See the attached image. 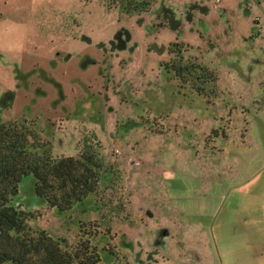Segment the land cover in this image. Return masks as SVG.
<instances>
[{
    "label": "rangeland",
    "instance_id": "1",
    "mask_svg": "<svg viewBox=\"0 0 264 264\" xmlns=\"http://www.w3.org/2000/svg\"><path fill=\"white\" fill-rule=\"evenodd\" d=\"M3 1L0 121L34 123L58 156L95 137L122 176L119 219L59 217L25 178L15 201L35 214L31 227L72 245L86 239L78 220L98 221L91 243L113 252L101 264H213L211 243L201 247L211 223L264 204V0H148L138 14L120 0ZM174 42L216 72L217 97L190 94L163 71L172 56L157 48ZM7 91L15 97L2 108Z\"/></svg>",
    "mask_w": 264,
    "mask_h": 264
},
{
    "label": "trees",
    "instance_id": "2",
    "mask_svg": "<svg viewBox=\"0 0 264 264\" xmlns=\"http://www.w3.org/2000/svg\"><path fill=\"white\" fill-rule=\"evenodd\" d=\"M120 1L126 2V9L136 14L148 4V0ZM161 6V17L172 30L179 31L180 21L176 20L174 10L164 3ZM193 7L205 13L209 11L207 6L196 4ZM157 50L172 56L161 66L180 87L201 98L210 94L217 97L218 75L197 57L187 56L193 51L191 46L174 42ZM42 76L46 77L45 72ZM14 97V92H5L1 98L2 108L11 107ZM121 129L128 132L132 127L125 124ZM121 129L118 128L120 133ZM77 152L76 156L54 155L50 142L42 139L34 123L0 121V264H101L103 252L113 254L105 248L98 250L91 243V239L96 240L99 235L98 221L78 220V228L86 231V239L71 245L45 230L33 229L30 223L35 214L15 201L21 183L31 177L30 192L59 217H70L79 211L81 216L94 214L105 219V214H109L119 219L124 213L123 204H114L113 199L122 183L118 168L108 162L95 137L85 140ZM124 217L128 214L122 220Z\"/></svg>",
    "mask_w": 264,
    "mask_h": 264
},
{
    "label": "crops",
    "instance_id": "3",
    "mask_svg": "<svg viewBox=\"0 0 264 264\" xmlns=\"http://www.w3.org/2000/svg\"><path fill=\"white\" fill-rule=\"evenodd\" d=\"M8 1L2 3L7 6ZM259 204L251 202L236 207L242 216L230 222L216 223V218L211 223L208 228V231L211 228V237L201 247L204 249L211 243L213 252L208 254H213V264H264V204ZM243 211L253 213L245 215Z\"/></svg>",
    "mask_w": 264,
    "mask_h": 264
},
{
    "label": "flooded vegetation",
    "instance_id": "4",
    "mask_svg": "<svg viewBox=\"0 0 264 264\" xmlns=\"http://www.w3.org/2000/svg\"><path fill=\"white\" fill-rule=\"evenodd\" d=\"M47 77V76H46ZM46 77H44V78H46ZM46 79H48V78H46ZM62 98H63V96H62ZM126 133V132H125ZM88 138H85V140H87ZM85 140H84V142H85ZM84 144V143H83ZM119 154H121V152H119ZM129 161H131L132 163H134L135 165H140V162L138 161V160H136V159H134V158H131ZM148 214V213H147ZM165 233V232H164ZM104 253V252H103Z\"/></svg>",
    "mask_w": 264,
    "mask_h": 264
},
{
    "label": "water",
    "instance_id": "5",
    "mask_svg": "<svg viewBox=\"0 0 264 264\" xmlns=\"http://www.w3.org/2000/svg\"><path fill=\"white\" fill-rule=\"evenodd\" d=\"M149 214V213H148Z\"/></svg>",
    "mask_w": 264,
    "mask_h": 264
}]
</instances>
